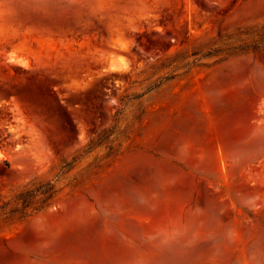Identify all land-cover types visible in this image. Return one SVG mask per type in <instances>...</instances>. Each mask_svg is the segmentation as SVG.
Masks as SVG:
<instances>
[{"label": "rangeland", "instance_id": "374dc122", "mask_svg": "<svg viewBox=\"0 0 264 264\" xmlns=\"http://www.w3.org/2000/svg\"><path fill=\"white\" fill-rule=\"evenodd\" d=\"M0 264H264V0H0Z\"/></svg>", "mask_w": 264, "mask_h": 264}, {"label": "trees", "instance_id": "16d2710c", "mask_svg": "<svg viewBox=\"0 0 264 264\" xmlns=\"http://www.w3.org/2000/svg\"><path fill=\"white\" fill-rule=\"evenodd\" d=\"M49 184H47V186H48ZM48 190H50V189H48ZM48 190L47 191H44V192H42V194H46V193H48ZM23 196V194L22 195H20V197H22Z\"/></svg>", "mask_w": 264, "mask_h": 264}]
</instances>
